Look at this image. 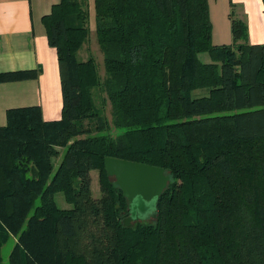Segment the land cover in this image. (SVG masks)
I'll list each match as a JSON object with an SVG mask.
<instances>
[{"label":"trees","instance_id":"16d2710c","mask_svg":"<svg viewBox=\"0 0 264 264\" xmlns=\"http://www.w3.org/2000/svg\"><path fill=\"white\" fill-rule=\"evenodd\" d=\"M88 1L58 0L42 16L60 119L29 105L0 124V264H264V42L231 17L232 42L214 44L207 0H93L101 79L93 56L78 57ZM106 156L170 175L155 219L123 221L128 202Z\"/></svg>","mask_w":264,"mask_h":264},{"label":"crops","instance_id":"0c3cea01","mask_svg":"<svg viewBox=\"0 0 264 264\" xmlns=\"http://www.w3.org/2000/svg\"><path fill=\"white\" fill-rule=\"evenodd\" d=\"M57 1L0 0V73L30 72L0 81V124L6 122L7 109L29 105H38L45 121L61 117L57 52L48 44L42 23ZM59 159L53 157L52 162Z\"/></svg>","mask_w":264,"mask_h":264},{"label":"rangeland","instance_id":"374dc122","mask_svg":"<svg viewBox=\"0 0 264 264\" xmlns=\"http://www.w3.org/2000/svg\"><path fill=\"white\" fill-rule=\"evenodd\" d=\"M89 36L88 40L78 50V57L86 59L89 56L95 58L98 73L101 79L105 76V68L103 54L100 50L95 25V11L93 0H89ZM262 0H207L210 21L212 24V42L214 44H228L233 40L231 32V17L241 19L247 27V40L264 41V8L261 4ZM199 58L202 61H209L207 52L200 53ZM205 88L195 89L192 92L193 97L205 95ZM95 104L105 115L110 118V103L104 90L97 89L94 91ZM91 192L95 198L100 196V186L98 183V171L91 170ZM55 201L60 208H69L63 193L55 194ZM133 223V222H132ZM9 243L3 247L4 254L9 250Z\"/></svg>","mask_w":264,"mask_h":264},{"label":"water","instance_id":"95a60500","mask_svg":"<svg viewBox=\"0 0 264 264\" xmlns=\"http://www.w3.org/2000/svg\"><path fill=\"white\" fill-rule=\"evenodd\" d=\"M104 170L127 199L126 224L156 218L157 202L170 181L163 167L106 156Z\"/></svg>","mask_w":264,"mask_h":264}]
</instances>
